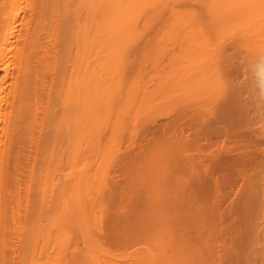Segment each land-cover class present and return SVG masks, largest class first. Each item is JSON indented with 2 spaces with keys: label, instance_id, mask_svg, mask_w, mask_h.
Masks as SVG:
<instances>
[{
  "label": "rangeland",
  "instance_id": "374dc122",
  "mask_svg": "<svg viewBox=\"0 0 264 264\" xmlns=\"http://www.w3.org/2000/svg\"><path fill=\"white\" fill-rule=\"evenodd\" d=\"M36 1L39 2V0H36ZM171 1L172 0H170V2H168V5H166L167 7L162 8V9H164L163 12H161L162 11V9H161L160 12H157L158 14L156 13L153 16L155 18V16L157 15L155 19L152 18V19H154L153 22H151V23L149 22L150 20H152L151 19L152 15H150V17L149 16L147 17V19L150 18V19H148V22L150 24L149 26H151V27L148 26L149 29H147V25H148L147 24L146 29L143 31V34L141 33L142 36H140V39L137 38L138 41L136 42V40H135V43L133 45L132 44L130 45L131 48L127 49L128 53H126L125 56L127 55L126 57H127L128 61L126 60V57H125L126 64H125V66H123L125 68L122 69L124 71V73H121L122 74L121 78H123V76H124V78L121 79L120 82H122V80L126 81V83H125L126 86L131 81L141 82L143 79L148 78L150 76L149 74L151 73V71L153 72V70L156 68H157V70H155V71L158 72V70H159V72H162L161 74L163 75V77H161V75L159 76L157 73H155V74H157L159 77L163 78V80H164V76L166 77V75L170 72L169 67L171 66V64L174 65V61H172V58L174 57L173 59L176 61V63L178 61L182 62L181 59L179 60V58L177 56H175V55L172 56V54H175V52H176V55L178 53L179 55H181L180 57L182 59L185 56L191 59V56H189V55L192 54L194 56L193 52L195 50H197V48H199V47L200 48L198 49V51H195V52L198 53L202 50L208 49L205 52L207 54V56H203V58L205 57L204 59H206L207 57L210 58L209 56L211 54H212L211 56L213 57L214 51L215 50L217 51V52L215 51V53H217V54L214 53V57L217 56L216 58H214V61H216V64H214L215 63L214 61H213L214 65L212 64V62H211L212 58H211V59H209L210 61L208 60V62H207V63L210 62L209 65L207 63H204V61H202V63L200 65L202 66L203 63H204L203 66H206V64H207L208 67H211V65H212L213 66L212 71H214L216 69L213 73L216 72L217 77H219V81H218V79L214 81L213 78L208 77L207 73H209L208 71L211 68H207V69L205 67L203 68V69H205L204 72L206 71V74H204L203 71L201 72L199 69H201V70H203V69L200 68L199 64H198L199 65L198 67L197 66L193 67L192 70H194V72L190 73L192 76L188 75L189 71L185 70V69H190L189 66H188V68H185V69H179L181 71H179V70L177 71V67L179 68L180 66H182V65L184 66L185 64L189 63L188 58L187 59L184 58L182 63L178 62L177 63L178 65L175 63V65L177 67L173 66V68L174 69L176 68V72H179V73H176L178 75L175 74V77L178 76L179 78H181V80L183 79V81H184V79L187 76V80H185L184 82L182 81L183 83L181 81H180V83H178V81L180 79L173 78V80L174 79H175V81L177 80V82L174 83L175 81H173L172 78L170 77V79L172 80V84L170 82V79L169 80L167 79L168 82L171 84V86L168 85V87H170L169 89L171 90V92H172L171 88H173V90H176V88L179 89V93H181L180 92L181 89L182 90L184 89L183 91L187 90L189 92L190 91L196 92L198 95H200L199 97H194V99H196V102L194 99H192V102H191L190 101L191 98H189L190 99L189 100L190 102H189L188 98H185V96H184V98L188 102V105H189L188 106L185 103V101H183L185 99L180 100L181 103L178 104V102L176 103L177 98L176 99L173 98L177 105H175L173 103L174 101H169L170 100L169 99L168 100V104H170L169 107H167L168 106L167 102H165V103H163L164 101L161 102L164 104L163 106L167 107V108H164L162 106V104L158 101L159 99L155 100V98L156 97L159 98L158 96L161 95V93H163V92H164L163 94H164L165 99L170 98L169 96L166 97L165 93H171V92L168 90V87H166L168 91L162 90L163 92L161 91V93H160V89H161L160 87L162 84H164V82L166 83V81H165L166 79L164 80V82L162 79H160L162 81L160 83V80H158L159 77L156 75L157 76L156 80H153V82L151 81V83H149L150 85H148V86H151L155 81L156 84L158 83L159 87H157V89H153V87L156 88V86H154L156 84H153V87L152 86H151L152 88L150 87V89H152L153 91H149L146 88V86H144V88L146 90L145 89H144V91L142 90L143 94L141 92V94H142L141 98L143 95H144L143 98H145L146 96L149 98V96H151L150 101H148L149 99L146 97L148 99V100L146 99V102H148V105H150V106H148L146 104V106H148L149 110L147 108V112H145L146 110L143 109L144 110L143 114L150 112V107L152 108V106H153V108L154 107H158V108L162 107V109H160V108L159 109H157V108L153 109L152 108L155 111V114L153 111L152 114L149 113L150 115L146 114L147 116H141L143 114L139 115L140 116L139 119H138V117L136 118L138 120V122L137 123H136V121L133 122V123H135V126H133L132 123H130V122H132L131 120L129 122L128 120L123 121V119H121V122H124L123 127H121L123 129H121L119 132L118 130L120 128H119V126H117L119 128L116 130L117 132H119L118 134H116L115 131L111 130V128H113L114 126L111 127L110 133L112 135L114 133V136H115V137H111V138L116 140V143H117V145H116V143H113L114 146H117L115 151L113 150L114 147L113 148L110 147L111 145L107 146V143L109 144V142H110V134H109V130H107V129L109 128L108 127L109 124L111 125L110 120L108 121V124L106 126H104V128L106 130L103 129L101 132L102 136H99L100 138L102 137L101 141H99V142H101L103 145L106 144V145H104L106 147V150L111 148L113 151V155L111 153L112 151L111 152L110 151L108 152V150L104 151V153L105 152H107L108 154L111 153V156L109 155L110 158H109V156L107 157V158H109L108 159L109 162H107V164H108L107 166H106V162H105L107 160V158H106V160L104 159L105 161L101 160V162H100V163H103L104 169H105V167H107L106 168L107 174H106V176L103 175V177L105 178L106 181L104 180V178H102V180H104V182L102 181L103 182L102 184L104 186L101 185V187L103 186L104 189L101 190V187H100V189H99V191L101 190L100 192L98 190L96 191V189L95 190L93 189V195L94 196L89 194V192H88L87 195L91 196L92 198L88 197L86 195L85 196L86 198L83 199L84 202L86 203V205H85V203L83 204V201L81 200V202H82L81 204L83 206L82 208L84 210H82V208H80L82 211H84L83 212L84 218H82V219L85 220V223L88 222V224H91L90 223L91 221L93 223V222H97L100 219L101 220L98 223H94L95 225L98 224V225H96L97 227H95V226L92 227L93 226L92 224L88 225L86 223L89 226V228H88V226L85 228L84 224L81 223V222L84 223V221H82V219H81V222L78 221V220H80L81 216H83L81 214L82 211L77 210V213L80 212V217H79V219L78 218L76 219L77 213L74 210V212H73V213H75L74 217L76 216L75 221L77 220L76 222H79V223L77 224L75 222H72L71 224H67V228H66V229H68L66 231H69V233L71 234L70 236H68V238L70 237V239L67 240V244H66V246L68 247V252H67L68 255H66V256H68V258L66 257V260L68 259L69 264H77V263L78 264L79 263L80 264H84V263L85 264H93L92 262L94 261V259L92 261V257H91L92 262H90L89 259H85V260L83 259L85 257V254H86V256L88 255L87 254L88 252L84 253L83 250L86 251L89 248L88 247L89 244H91L90 245L91 248H89V249H91V250L93 249V251H95L94 253H97L96 251H98V249H99V251H108V253L101 252V255L98 253L97 254L93 253V255H96V256H93V258L96 257L97 258L96 260L99 259L98 261H96V263H98V264H100V263L101 264H112V263H110V261H107V259L114 258V256L117 258L116 261H115V259H113L115 262L114 264H123L124 262H125L124 264H126V262L131 261V260L128 261L129 255L134 254L135 255L134 257L136 258L137 254L140 253L142 255L143 252H146V257L147 256L150 257L152 259L151 260L152 262H153V258H154L155 264H264V252H263V250H264V117H263L264 116V95H262L260 90H259L260 87L258 84L257 75L255 73V69L253 68V64H254L253 62L256 60V56L254 55L255 52L252 51V49L249 50L248 48H246L243 45V43H242L243 40H241L242 37L241 38L239 37V34L241 36L242 33H238L237 30L234 33H231L230 35L228 33H226L229 36L225 37V38H227L225 40L221 39V38H224L225 33L219 32V30L216 32L215 28L211 29L208 33L205 31V29L209 30L210 27L212 26V24L210 23L211 20L208 22V19H210V18L208 17V14H207L208 13V11L206 10L207 7L204 8L205 4H206L205 0H201V1L194 0L195 2H193V0L192 1L191 0H187V1L178 0V1H181L180 3L177 0H175L174 3L173 2L171 3ZM4 2L7 4L8 0H7V2L6 1H4ZM21 3H22L21 4L22 7H21V10L19 11V14H18V22H17V25H15L16 30H15V36H14L12 51L7 56V58H8L7 61H8V64L10 66L9 67L10 72L13 74V76L11 74V76L6 81V84L3 83V84H5V86L2 85L3 87H6V89L4 88L5 93H3V94H5V96H4L5 104L2 105V108H3V109H1L2 113L0 112L1 113L0 114V187L5 186L1 190L7 189L9 191V195L6 194L7 191L6 192L3 191V194L5 193L4 195H8V198L10 197V195L12 197V195L14 193H18V194L20 193L21 195H18V196H20L19 198L20 199L24 198L26 195L25 193L28 189L27 185L29 184L28 175H29V173H31L32 175L35 174L34 175L35 178L33 177V179H34L33 182H30L31 187H33L32 188L33 191H32V193H30L28 195V198H27L29 200V203H30V207L27 206L30 210V213L28 214V216L26 218V223H28L27 224L28 228L26 226V229L27 230L29 229L26 232H27V234L29 232V234H30L29 239H30V238H32L31 235L33 236L35 232L37 235V232H39L41 230L40 227L42 226V224H45L46 218H47L46 220L48 221L49 217L43 218V216H42L44 214L43 212L44 211L46 212L48 210V208L51 207V204H52V208H53V205L56 204V201L54 202V198H53L54 196L51 199V200H53V202L50 201V198H51V197L49 198L50 194L47 193L46 196L48 195L47 197L49 198V200L46 199L47 201L45 203L44 202L45 200H43L44 198H42L45 195H42L43 193H40V192H42V189H41V177H39V176H41L42 173L40 171V168H38V167L41 165L42 166H44V165L41 163V161L39 159L40 156H38L37 153H36V156H38V157L37 158L35 157V158L38 159V161H39L38 163L41 165L34 164L35 162L33 163L34 157H33V159H32V157L30 159L31 154L29 155V157H27V155L30 153L28 151L29 150L28 148L30 146L27 147V143L32 142V140L30 142H26V141L30 140L29 139L30 138L29 137L30 131H29L28 135L26 132L29 129L26 132H24V127H23L24 126L23 125L24 119H23V117H22L23 120L20 119L19 122H17V125L20 127L21 126L23 127V132L26 133L24 135L25 137L23 138V136H22L23 134H21L22 132L20 133L19 131H17V133L19 132V134L22 136V137L21 136L17 137L19 143H17V141H16L17 144H15V146L13 145L14 148L12 147V144L9 145L10 143H7L10 141L12 143V141L14 142V140H15V139L14 140L10 139L13 136L12 135L9 136V134H12V133L9 132V134H8V131L10 130L9 128H12V127H10V124L12 122L10 119L14 118L12 115L13 114L12 111H14L15 114L17 113V112H15L17 110H15L13 107V102L15 99V93H16V89H17L15 78L17 76V70L19 67V57H20L21 52L22 53L25 52L24 41H26V38H27V40L29 39L28 38L29 34H31L30 31H32V28L35 26V22H36L37 15H38V12L36 11L38 9V7L35 6L36 3L34 2V0H23V2L21 1ZM170 3L174 4L173 5L174 7L180 6L179 7L180 10H178L180 12H181V9L186 11V9H183V8L185 6L191 7L190 4L193 3L192 6L194 8L191 7V11H193L194 13L197 11L198 13H195V17H193V19L196 22H192V21H194L193 19H189V22L191 24H193V23L199 24V21H200V23L204 22L205 25L208 23V26H206V28H205L204 23L201 24L204 28L203 30L205 31V34H201V33H204V31L197 32V34L199 36L195 37L196 33H194V32L192 33V35L195 34V36L193 35L194 40L195 41L196 40H202V39L205 40V39H207V37H210L211 41H209V38H208L207 39L208 41H205V42L209 43V44L208 43L207 44L209 45L210 48L212 46L211 44H213V42H214L215 45L213 44V46H215V48H216V46H220L218 48L220 50H217V48H216L213 51L214 48H211L212 50H210V52H209L210 48H204V47L202 48V46L198 45V46H196L197 48L195 47L196 48L195 50H192V53H188V50H187V52L184 51L185 49H187L186 46L184 47V45L187 44L185 39L188 38V37H186V34H183V35L178 34L177 35L178 39H176L177 37H174V36H176L174 34L177 32H175L173 34V37H171L172 35H170V38H169V35H167L166 27H168L167 29H169L170 21H176L175 17H173L172 14H170L171 12H169ZM38 4H37V6H40ZM34 6H35L36 10H35V8L33 9ZM187 7H185V8H187ZM166 8L168 9L167 11H165ZM171 8L173 10H177V8H175V9L173 7H171ZM187 9H190V8L188 7ZM181 13H183V12H181ZM167 14H169L170 16L169 15L167 16ZM172 17L174 18V20L171 19ZM198 17H200V18H198ZM159 18H161V19H159ZM13 19H15V16L12 14V16L8 17L6 20H8L10 22V21H13ZM168 19L170 21H168ZM190 20H192V21H190ZM146 23H147V20H146ZM167 23H168V26H167ZM171 23H173V22H171ZM165 25H166V27H165ZM163 27H165L164 28L166 31L165 35L167 37L163 36L165 31H161V32H163V35L160 32V30H162ZM208 27H209V29H208ZM211 28H213V26ZM213 30L216 32V34ZM45 35H47L46 37H48V34H46V33L44 35L42 34L43 37H45ZM179 35L183 36V37H181V39L183 38L182 40H185L184 42H186V44L183 43L184 45H180V43L183 41L181 39H179ZM187 35L189 36V33ZM203 35H204L205 39L202 38ZM42 36L40 38H42ZM193 36H191V37H193ZM215 37H217V39H219V40L215 39ZM166 38H169V39L172 38V39L171 40L167 39V40H169V41H167ZM189 38H190V36H189ZM45 39L46 38H44V40H43L44 42L46 41ZM173 39H174V41L177 40V42H173ZM48 40H49L48 41V43H49L48 47H50V44L53 41V39L50 37ZM179 40H181L180 43H178ZM220 40H223V41L220 42ZM43 41L42 42L39 41V42H41L43 45L45 44V46H46L48 43L47 42L44 43ZM147 42H148V44H147ZM210 42H212V43H210ZM160 46L163 49V52L161 51L162 52L161 54H165L167 49H168L167 52L169 54L166 52V54L162 55L160 60H159L158 58L160 57V54L158 57H156V56H157V53L159 52L158 49H161ZM168 46L170 49L167 48ZM165 47H166V49H165ZM171 47L173 48V50H171L172 49ZM188 47H189V45H188ZM59 49H61V48L59 47ZM156 49H157V53H155ZM164 49H165V52H164ZM178 49H179V51L177 52ZM188 49L190 52L192 48L191 49L188 48ZM42 50H43V48L41 49V51ZM41 51H40V49H39V51H37V53L38 52L41 53L40 54L41 56H39V53L37 55L39 56L38 58L42 57L41 58L42 62H40L41 61L40 59L36 58V60H38V61L40 60L39 62L41 64V66L40 65L39 66L42 68H40L38 66L39 62L37 63L36 60H34L35 58L33 60L35 61V63H37V66L39 69V74L43 73V75H44V73H45V75H46L47 73L45 72V69H44L42 63L44 65L46 62L48 63L47 60L49 58L51 60V62H53V63H51L50 61L49 62L52 65L55 64V61H53L54 59L52 58V56L55 57L54 55H56L57 53L55 54L53 52H50L51 57H48L49 55L45 57L43 55L44 54L43 51L42 52ZM262 51H263V49L262 50L258 49L257 54H259ZM148 52H150V53H148ZM207 52H209V53H207ZM154 53L156 56H154ZM197 53H195L194 57L192 56L194 63H196L195 60H197V59L199 60V58H200L199 56L202 54L201 52L198 54ZM58 55L59 54H57L56 56L60 57V59L63 57V55H62V57L60 55L59 56ZM182 55H184V57ZM196 55H198L199 58L196 57ZM168 56L171 58H169ZM155 57L158 60L155 61L154 60ZM57 59H59V58L55 57V60H57ZM168 59H171L172 62L168 61ZM177 59H178V61H177ZM58 61H57V63H58ZM149 61H150V63H149ZM167 61L170 62V64L167 65L168 71L165 69L167 67L166 66ZM206 61H207V59H206ZM59 62L61 63V67L64 66V68H66L65 65H62V63L65 64V62H67V61L60 60ZM57 63H56V65L58 66L59 63L58 64ZM56 65L55 66L53 65V66L56 67ZM66 65L68 66V62L66 63ZM221 65L222 66L224 65L222 67L223 71L220 68ZM3 66H5V65H3ZM47 67L49 68V65H47ZM182 68H184V67H182ZM36 69H37V67H36ZM36 69H34V70L36 71ZM38 69H37V72H38ZM40 69L43 70L44 72L43 71L41 72ZM58 69H61L60 66H58ZM58 69L55 70V68H54L55 72L56 71H62V70H58ZM174 69H172V66H171L170 67V70H171L170 75H167V76H171L172 71H174ZM195 69H198V71H199L198 72L196 70V72H198V73L201 72L200 73L201 75L202 74H203V76L206 75V77L208 78L207 79L208 82H207V80L205 81L207 83L203 84L204 79H206L205 77H203L204 79L202 82H199L200 85L202 83L203 85L207 86V87L205 86V88H204V89H207V91L205 90V92L203 90L204 86L203 85H202L203 87L201 86L202 90H203V91H201L200 90L201 87H199L198 82H194L195 80L192 79L193 77L194 78L199 77V80L198 79H196V80L200 81V77H202L200 75L197 76V73H195ZM52 71H53V69L51 67V72ZM128 71H130V72H128ZM164 71H166L168 73H165ZM182 71L183 72L185 71V73H188V74L187 75H185V73L181 74ZM37 72L36 73L33 72L32 79H31L32 80L31 87L26 94L27 99H26V103H25L24 107H26V105L28 104V106H29L28 111H30V113H31V111L32 112L34 111L36 113V116L34 113H32V114H34V117H36V118L32 117L34 120L37 119V115H39V116L41 115V117H39L38 120L33 121L31 119V116H30L31 121H33V122L29 123L30 126H28L27 124H28V122H30L29 121L30 119H29V116L26 114L24 117L25 121L27 122V123H25L26 124L25 126H28L30 128V130H33L32 132H34V136H33V133H31V136H33V137L36 136L37 141H34L32 145H34L35 147L37 146L36 148H38L39 143H40V139L37 135L40 132V128H41L40 126H42V124H43V122H41V121H44V119H46V117H47L50 121V126L52 125L51 128H52V131L54 133H53V137L51 138L52 143L50 145L49 151H51L52 153L54 152L52 154L53 158L55 157L53 155L56 154V158L51 159L53 164H52V170H50V171H52L51 174L53 176V177H51L53 179V183H54V184H52V187H53V186H55V184H57V182H59V179H60L59 174H60L61 168L63 167L62 166L63 162H66L68 159V157L66 158V156H63L61 147L59 148L55 144L58 140L57 133H56V131H57L56 127L59 123V118L61 116L60 111H62V102H61L62 100L61 101L58 100L59 98H61V97L58 98V96H59L58 92H57V94H56V92L54 93L53 92L54 89L52 90V88L50 87L51 83H53V81H51V80H53V77L56 76L55 73H52L53 75H50L51 72H50V74L48 72L50 78L48 75L45 78L46 80L50 79L49 81L51 82L50 83L49 81L48 82L45 81V83L47 82L46 84L50 83L46 87V88L50 87L49 88L50 91H48V92H50L49 97L46 98L45 97L46 95H44L45 93H47L46 90H44V91H46L45 93L42 90V92H40L41 94H38V92L40 91V85H37V83L34 81V79L36 78L35 74H37ZM141 72H144L143 75L141 74ZM211 73L212 72L210 71V74ZM155 74L153 75L151 73V75L154 76V78L151 76L153 79H155ZM3 75H4L3 71H0V79L3 77ZM179 75L183 76V78ZM193 75H195V76H193ZM39 76L40 75H38V77ZM136 76H138V78L140 76H142V77L145 76V77L143 79L141 77L138 79V78H135ZM211 76L216 77V75H211ZM151 77H149V78H151ZM41 78H42V76H41ZM188 78H190L191 80H194V81H191ZM211 79H212V81H214V83L212 82L214 85L211 83ZM214 79H216V78H214ZM58 80H59V78L57 79V82H58ZM134 80H136V81H134ZM139 80H141V81H139ZM148 80L149 79H146L145 81L143 80L144 82H142V83H145ZM216 81H218V82L216 83ZM37 82L39 83L40 81L38 80ZM55 82H56V79H55ZM133 82L130 83L128 86L131 87ZM219 83L221 86L218 85L219 87L217 88L215 86V84L217 85ZM125 84L123 83L122 89H124ZM141 84L138 83V85L140 87H141ZM133 85H137V84L134 83ZM138 85L135 86V87H138L137 91H139L136 93V95L140 96L139 94H140L141 88H139ZM172 85H174V87H172ZM213 86H215L217 91ZM57 87H56V89L59 88V87L58 88ZM130 87H128V89L125 87L124 90L127 89L126 91H128ZM132 87H134V86H132ZM162 88L164 89V87H162ZM120 90H121V88H120ZM124 90H121V91L123 92ZM154 90H156V91L159 90V91H157L159 95L156 97L154 96V99H153L152 98L153 95L156 94V92ZM147 91L155 92V94L152 93L153 95L149 94V96H148L147 93H149V92H147ZM122 92H120V93H122ZM144 92H145V94H147L146 96H145ZM173 92L175 93V91H173ZM206 92H208V93H206ZM35 93H36V96H35ZM176 93H178V90L176 91ZM211 93L216 95V97L214 98V95H213V97L211 96L212 98H210L209 96H206L207 94L209 95ZM52 94L54 96H53V99H51L50 101L57 99L58 102H57V100L53 101V102H56L58 105L56 103H55V105H57L59 107H57V106L55 107L53 102L50 103V101H44V100L51 98L52 96H50V95H52ZM122 94H124V93H122ZM122 94H120V95H122ZM182 94H184V93L182 92ZM125 95H126V93L123 95L124 100H125ZM161 96L160 97L162 99H160V100H163L164 99L163 95H161ZM120 98H121V96H120ZM151 98H152V101L155 100L156 102L157 101L159 102V103L158 102L156 103V104H158V106L157 105L155 106V101L152 102ZM181 98H183V97H181ZM116 99H118V98H116ZM119 99L117 100V102L115 100L116 105L119 108H120V106H125V103L123 105L124 100H122V105H119V103L121 101ZM138 99L141 100L140 97H138ZM138 99L135 98L134 102L136 100V102L138 103V108H139V105H141V103L137 101ZM212 99H214V100L211 101ZM165 101H167V100H165ZM46 102L49 104H53V105L50 106L49 104H46ZM170 102H172L173 104ZM217 102H218V104H217ZM152 103L154 105H152ZM196 103H198V104L196 105ZM160 104H161V106H159ZM28 106H27V108H28ZM195 106H196V108H195ZM60 107H61V110H60ZM112 107H115V105H113ZM131 107H134V106H131ZM131 107H129V108H131ZM135 107H137V105H135ZM12 108L14 110H12ZM119 108H117V109L114 108V109L119 110ZM129 108H126V109H128V111H129ZM138 108H135L134 110L133 109L132 110L135 111ZM142 108L143 107H141L140 110ZM24 109L20 113H22L24 111ZM156 109L161 111V112L163 111L162 114H161V112L158 113L159 111L157 112ZM26 111H27V109L25 110V113L28 112V111L27 112ZM124 111H125V109H124ZM128 111H127V113H130V111L129 112ZM11 112H12V114H11ZM20 113H18V114H20ZM121 113H120V115H121ZM133 113H134L133 116H135L136 112H133ZM138 113H140V112L138 111ZM138 113H136V115ZM120 115L118 117H120ZM152 115L154 117H156L157 120H156V118L154 119V117ZM20 116H22V114H20ZM23 116H24V114H23ZM122 116H123V113H122ZM126 116H129V115L126 114L125 117ZM151 117H153L152 119L154 120V123L150 125L149 123L151 121H148V120H150ZM26 118H28L29 120H26ZM127 118L128 117H126V119ZM131 118H132V115H131ZM134 118L135 117H133L132 120H134ZM158 118H159V120H158ZM205 118H207V119H205ZM115 119H119V118H115ZM115 122L117 123L118 120L117 121L115 120ZM115 122H113V123L116 124ZM119 122H120V120H119ZM119 122H118V125H119ZM131 126L134 128H132ZM17 127H16V130L18 129L21 131L22 127L21 128L20 127L17 128ZM115 128H113V129H115ZM130 128H132V129H130ZM129 129L136 132L135 133L136 135L133 133H131V134H133V135H131L129 132L130 131ZM177 129L179 130V132H182L181 135L182 134L184 135V137L182 135V136H180V138L182 137L185 139V137L188 136V138L186 137L188 140L185 139V141H184L181 138V140L185 144L184 147L186 149H184V150L181 149L182 150L181 151L180 149H177V147H176L177 150H173L174 151L173 153L170 151L172 153V155H174V156L178 155L175 158H173L174 156L170 155L169 154L170 152L167 155H165V153L162 154L163 150H165V148H163V150H160V148H162L164 144L161 142L163 145H160L159 140H161V138L159 139V136H163V135H160L162 132L168 133L171 131V133H172V130H175L176 132L173 131V133H175V134L172 133L173 135L171 133H168V134H171L172 136L164 133V136L168 135V138H169V136L173 137L175 135L176 137L173 138V140H174L175 138L179 137V136H177V135H179ZM104 130H105V132H103ZM162 130H164V131H162ZM112 131H113V133H112ZM17 133H15V134H17ZM15 134H14V136H16ZM115 134L117 135V137ZM7 136H9V139L6 138ZM168 138L167 139L164 138V139H166V141H167ZM180 138H179V142H180ZM190 138H192V139H190ZM105 140H106V142H105ZM107 141H109V142H107ZM37 142H39L38 145H35V143L37 144ZM103 142H105V143H103ZM111 142H112V140H111ZM168 142H166V144ZM170 142L167 145L172 144ZM166 144H165V146H166ZM173 144L175 145L176 143L173 142ZM178 144H180V143H178ZM178 144H176V146ZM32 145H31V148H32ZM90 145H89V147L87 146L88 147L86 150L87 152H85V154H87V155H85V161L87 164H92L96 158L95 157L96 153L94 152V151H96L94 149L95 147L93 148V146H91V148H90ZM159 145H160V147L158 148L157 146H159ZM34 146L32 148L33 150L35 148ZM10 147H12V148H10ZM108 147H110V148H108ZM169 147H170V150H172L171 145ZM36 148H35V151H36ZM166 148H168V147H166ZM179 148H183V147H179ZM33 150L31 153H33L35 155V152H33ZM159 150L162 151V153L159 152ZM166 150H168V149H166ZM104 153L102 154L103 157H104V155L107 154V153H105V154ZM163 155H165V156H163ZM59 156L61 157V159ZM132 157H134V158H132ZM41 159H43V158H41ZM46 160H49V158H46L45 162H46ZM61 160H62V164H61ZM139 160H140V162H139ZM42 161L44 162V160H42ZM51 161L49 162L50 163L49 165H51V163H52ZM29 162L32 163V165L33 164L38 165V167L35 168L36 170L33 169L34 174L31 171L29 172V170H28L29 168L32 170V168H31L32 166L29 165L30 164ZM5 163H7V167L5 166L6 168H4ZM47 163L48 162L45 163V166L43 167V169L46 167ZM26 165H28L29 168ZM65 165H66V163H65ZM43 169H42V171L44 172L46 169H44V170ZM50 169H51V167H50ZM130 170H132V171H130ZM16 177H18L17 181H16ZM58 177H59V179H58ZM168 177H169V179H168ZM171 177H172V179H171ZM94 181H95V179L92 180V182H94ZM32 183H33V186H32ZM97 192H99V193L97 194ZM0 193H1V191H0ZM11 193H13V194H11ZM3 194H1V195L3 196ZM38 195L40 198L37 197ZM6 197L3 196V199H6ZM13 197H14V195H13ZM47 197H45V198H47ZM88 198H91V200L89 199L90 201H87ZM3 199L1 197V200H3ZM100 199H101V201H100ZM23 200H21V201L24 204V202H26V200H24V202H23ZM41 200H43V201H41ZM49 202L51 204H49ZM39 203L40 204L43 203L44 206H45V204L46 205L49 204V207H47L46 208L47 210H45L41 207V205H39ZM53 203H55V204H53ZM43 204H42V206H43ZM20 207L24 211L23 205ZM21 209L19 208L21 214H24V213H22ZM42 210H44V211H42ZM92 210H94V212ZM49 211L51 212V210H49ZM71 213H70V215H71ZM91 213H92V216H91ZM94 213H96V214H94ZM98 213H99V215H98ZM45 215L49 216V214H45ZM77 215L79 216V213ZM96 215H98V219L95 218V217H97ZM39 216H41V217H39ZM67 218H69V220L72 221V219H70L69 216ZM92 219H95L96 221L92 220ZM30 220L33 221L32 226H29ZM7 222H9V219L7 220ZM26 223L24 222V224H26ZM39 223H42V224L40 225ZM66 223H68V221H66ZM101 224H103V225H101ZM39 225H40V227H39ZM45 225H47V224H45ZM23 226L25 227V225H23ZM44 226L42 227V229L45 228ZM80 226H81V228H80ZM37 228H39V231ZM87 228H88V230H87ZM21 229L23 230L24 228H21ZM26 229H24L23 231H25ZM36 229H37V231H36ZM116 229H118V230H116ZM85 230H87V231L85 232ZM41 231H40V233H41ZM43 231H44V229H43ZM24 233L25 232H23V234ZM20 234H22L21 230H20ZM25 234H24V236H25ZM27 234H26V236H27ZM36 235H35V237L39 236V238H33V239H39V240L38 241L33 240V241L36 242L37 244L38 243L41 244L40 245V247H41L42 242L44 244V240H43L44 234L42 232V235L41 234L37 235V236ZM131 237L133 238L132 240L134 242H132V240L130 239ZM15 238L12 237L8 240L9 241L11 240L12 244H13V240ZM24 238L26 240H24ZM27 238L22 236L21 238H19V240L15 239L16 241L19 242V244H20V239L21 240L23 239L25 241V242L21 241L22 244H24L22 249L20 247L22 245H20V246H18L19 244L17 245L18 242L15 244L16 247L14 246V244L11 246V247L14 246L13 248L7 247V249L4 251L2 256H0V264H12V263L13 264L14 263H16V264H24V263L27 264L28 263L29 264L31 261L29 259H31V257L34 254H31L33 251H31V252L29 251V249H30L29 244H31L33 241L32 242L30 241L31 243H28ZM40 238H41V240H40ZM102 239H104V240H102ZM121 239H125L123 243H121L123 241V240L121 241ZM98 240H99V242L101 241L100 243H102V245L98 242ZM130 240L132 243L130 242ZM9 241H8V244L11 243V241L10 242ZM16 241H14V243ZM88 241L92 242V243H88ZM125 241L128 243L126 244ZM26 242H27L28 246L25 245ZM36 243H33V244L35 245ZM9 245H11V244H9ZM94 245H100L101 247H99V246L96 247ZM25 246H27L28 248ZM40 247H39V250H42L43 248L41 247L42 248L41 249ZM15 248L17 250L21 249V250H19V253H18V251L16 252ZM95 248L97 250H95ZM13 249H15V250L13 251ZM31 249H33V248H31ZM37 249H38V247L36 248V250ZM149 249L151 250V253H150V251H148ZM39 250H38V252H39ZM153 251H154V253H152ZM14 252H16V254H17L14 256V260L16 258V261L12 262L11 255ZM36 253L37 252L35 251V255L39 254V253H37V254ZM90 253H91V251H90ZM102 253L104 254L103 256L105 257L106 261H105V259L101 258ZM105 253H106V256L109 255L110 257L108 256L109 258H107L105 256ZM29 254L32 255V256H30V258H29ZM40 254L38 255L39 257H42V256L44 257L43 254L41 256H40ZM127 255H128V258H127ZM132 255L130 257H132ZM80 256L83 259V261H85V262L81 261L82 259L80 258ZM33 257L36 258L35 256H33ZM124 257H126V258H124ZM69 258H71V259H69ZM140 258H142V257L140 256ZM40 259H42V258H40ZM40 259H38V262ZM28 260H29V262H28ZM50 260H52V259H50ZM86 260H88V263ZM99 261H100V263H99ZM141 261H142V259L141 260L135 259L134 262L132 261L133 262L132 264H141ZM111 262H113V261H111ZM40 264H42V263H40ZM67 264H68V262H67Z\"/></svg>",
  "mask_w": 264,
  "mask_h": 264
},
{
  "label": "bare ground",
  "instance_id": "6f19581e",
  "mask_svg": "<svg viewBox=\"0 0 264 264\" xmlns=\"http://www.w3.org/2000/svg\"><path fill=\"white\" fill-rule=\"evenodd\" d=\"M4 1H6L7 2V0H0V71H3V73H4V75H3V77L0 79V112L2 111L1 109H3L2 108V105L3 104H5V99H4V96H5V94H3V93H5V90H4V88L6 89V87H3L2 85H4L5 86V84H6V81H7V79L11 76V72H10V66H9V64H8V61H7V56H8V54L12 51V47H13V41H14V36H15V25H17V22H18V14H19V11L21 10V1L23 2V0H8V3L6 4ZM178 1V0H177ZM182 1H184V0H182ZM185 1H187V0H185ZM192 1V0H191ZM196 1H198V0H196ZM199 1H201V0H199ZM3 2V3H2ZM34 2L36 3L37 1L36 0H34ZM40 2V3H39ZM39 2H37L36 3V7H38V9L36 10V8H35V6L33 7V9L35 8V10L38 12V15H37V19H36V22H35V26L32 28V31H30L31 32V34H29V39L27 40V38H26V41H24V49H25V52L24 53H22L21 52V54H20V57H19V67H18V70H17V76H16V78H15V80H16V86H17V89H16V93H15V99H14V102H13V107H14V109L15 110H17V111H15V112H17L16 114L14 113V111H12L13 112V114H12V112H11V114L13 115V119H10L11 121V124H10V127H12V128H9L10 130L8 131V134H9V132H11L12 134H9V136L10 135H12L13 137L12 138H10L11 140H14V142L12 141V143H11V141L10 142H7V143H10L9 145H11L12 144V147H13V145L15 146V144H17V143H19L18 142V139H17V137H19V136H21L20 134H19V132L21 133V134H23L22 136H23V138L25 137L24 135L27 133V135H28V133H29V131H30V134H29V141H26V142H30L31 140H32V142H30V143H27V147L28 146H30L28 149V151L30 152L28 155H27V157H29V155H30V159H31V157H32V159H33V157H34V159H33V163L34 164H38V165H41V164H39L38 162V159H36L38 156H40L39 157V159H40V161H41V163L45 166V163L46 162H48L47 164H46V167L44 168V169H46L44 172L42 171V169H43V167L44 166H39L38 167V165H32V163H28L30 166H32L31 168H32V170L29 168V166L28 165H26V166H28V170H29V172L31 171L32 173L34 172V170H36L35 168H40V171H41V176H39V177H41V189H42V192H40V193H43L42 195H45V196H43L42 198H44L43 200H45L44 202L46 203V199H48L49 200V198H50V201H52L53 202V200H51L52 199V197L54 198V202L56 201V204L55 203H53V204H55V205H53V208H52V204L49 202V204H51V207H49V204L48 205H46L45 204V206H44V204H43V206H42V204H40L39 203V205H41V207L43 208V209H45V210H47L46 208L47 207H49L48 208V210L45 212L44 210H42V211H44L43 213V218H46V217H49V219H48V221L45 219V224H47V225H45V224H42V223H39L40 225L42 224V226L40 227V225H39V227H40V229L42 230H40L41 231V233H40V231H39V228H37L38 229V231L39 232H37V235H42V232H43V234H44V237H43V240H44V244H43V242H42V248L40 247V245L41 244H37L36 242H34L33 240H39V239H33V238H39V236H37L36 235V232L34 233V235L32 236L31 235V237L32 238H30L29 239V237H30V234H29V232H28V234H27V232L26 231H28L27 229H26V226H27V228H28V223H26V218H27V216H28V214L30 213V210H29V208L28 207H30V203H29V200L27 199L28 198V195L30 194V193H32V188L33 187H31V183L30 182H33V177L35 178V174L34 175H32L31 173H29V175H28V177H29V184L27 185L28 186V189H27V191H26V195H25V199L24 198H19L20 196H18V195H21L20 193L18 194V193H11V194H13L14 195V197H13V195H12V197H11V195H10V197L8 198V195H9V191L7 190V189H5V190H1L2 188H4V187H0V191H1V193H0V256H2V254L4 253V251L7 249V247L9 248V247H11L13 244H14V246H15V244L18 242V241H16V240H19V238H21L22 236L23 237H28L27 238V242L28 243H31L32 241V243L31 244H29V246H30V249L31 248H33V249H29V251L31 252V251H33L31 254H34L33 256H35L36 258H34L32 255H30L29 254V258H30V256H32L31 257V259H29V260H31L30 261V263L31 264H40V263H42V264H67V262H68V264H69V261H68V259L66 260V257L68 258V256H66V255H68V247L66 246V244H67V240L68 239H70V237L68 238V236H70L71 234L69 233V231H66V230H68V229H66L67 228V224H71L72 222H75V223H79V222H81V219L82 218H84V214H83V212L84 211H82V210H84L82 207V202H81V200L83 201V204L85 203L84 202V198H86L85 196L88 194V192H89V194H91V195H93V189L95 190L96 189V191L98 190L99 191V189H100V187H101V185H103L102 183L104 182V180H105V178L103 177V175H105L106 176V174H107V170H106V168L107 167H105V169H104V165H103V163H100L101 162V160H103V161H105L106 160V158L110 155L111 156V153H112V155H113V151H112V149L111 148H113L114 147V151H115V149L117 148V146H114V144L113 143H116V140H114L113 138H111V137H115L114 136V133H113V131H115V133L116 134H118L119 132H120V130L121 129H123V128H121V127H123V123L124 122H121V119H123V121H126V120H128L129 122H130V120L132 121V122H130V123H132V125L133 126H135V123H133V122H135L136 121V123L138 122V120L136 119L137 117H138V119H139V115H141V114H143V112H144V110H146L145 112H147V108H148V106H150V105H148V102H146V99L148 98L146 95L148 94V96H149V94H152V93H154L155 94V92H156V94L155 95H153V99H154V96L156 97V96H158L159 94H158V92L157 91H159V90H154L155 92H149V91H153L152 89H150V87L152 86L153 87V84H156L155 83V81H154V83L151 85V86H148V85H150L149 83H151V81L153 82V80H156V78H157V76L159 75H161V77H163V75L161 74L162 72H159V70H158V72H156L155 70H157V68L156 69H154L153 70V72L151 71V73L154 75L155 73H157V74H155V79H153L154 78V76H152L151 75V73L149 74L150 76L149 77H151V78H146V79H149L148 81H146L145 83H142V82H144L146 79H143L144 77H142V76H140L143 80L141 81V80H139V81H141V82H133V81H131V82H129V84L130 83H132L133 82V84L135 83V84H137L138 85V83H142L141 84V87L139 86V88H141V90H140V96H137L136 95V93L137 92H139V91H137V89H138V87H135V86H137V85H133L132 84V86H134V87H130V86H128V87H130L129 88V90L128 91H126L127 89H128V87L126 86V81H124V80H122V82H120V80L121 79H123L124 78V76H123V78H121L122 77V74L121 73H124V71L122 70V69H124L125 67H123V66H125V64H126V61H125V57L127 56H125V54L126 53H128V48L130 49L131 48V44L133 45L134 43H135V40H136V42L138 41L137 40V38L138 39H140V36H142V34H143V31L146 29V25H147V29H149V27H151V26H149L150 24H149V22L151 23V22H153V20L156 18V16H155V18L153 17L157 12H160L161 11V9L162 8H164V7H167L166 5H168V2H170V0H39ZM174 3L175 2V0H172L171 1V3ZM179 3L181 2V1H178ZM193 2H195L194 0H193ZM5 3V4H4ZM34 3V4H35ZM39 3V4H38ZM170 3V10H169V12H171L170 14H172V16L173 17H175V20L176 21H170L169 19H168V21H170V23L171 22H173V23H169V29H167L168 27H166V25H165V27H166V31H167V35H169V38H170V35H172L171 37H173V34L175 33V32H177V33H175L174 35H176V36H174V37H177V35L178 34H186V37H188L187 39H185L186 40V42H187V44H186V42H184L185 40H182L181 39V37H183L182 35H179V39H181L183 42H181L180 43V41L181 40H179V42L178 43H180V45H184L183 43H185L186 45H184V47L186 46V48L187 49H185L184 51L185 52H187V50H188V53H192V50H195L197 47L196 46H198V45H200V46H202V48L204 47V48H210L209 47V43L208 42H205V41H208L207 39L209 38V41H211V39H210V37H207V39H205L204 38V35L202 36V38H204L205 40H194V36H195V34H193L192 35V33L194 32V33H196V36L195 37H197V36H199L198 34H197V32H202V31H204L203 29V26L201 25V24H203V23H200V21H199V24H197V23H193V24H191L190 22H189V19H193V17H195V13H198L197 11L194 13L193 11H191V7H193L192 6V4H190L191 5V7L190 6H188L190 9H187L188 7L187 6H185V7H187V8H183V9H186V11L185 10H182L181 9V12H183V13H181L180 11H178V10H180V6L179 7H174L173 5L174 4H171ZM191 3V2H190ZM201 3V2H200ZM205 7L204 8H206V10L208 11V17L210 18V19H208V22L210 21V23L212 24V26H213V28H211L210 27V29H209V27H208V29L209 30H206L205 29V31L208 33L211 29H214L215 28V30H216V32L219 30V32H222V33H225L224 34V38H221V39H223V40H225V39H227V38H225V37H227V36H229L231 33H234L236 30H237V32L238 33H242V35L240 36V34H239V37L241 38V40H243V45L246 47V48H248L249 50L250 49H252V51H254L255 53H254V55L256 56V60L253 62L254 64H253V68L255 69V73H256V75H257V80H258V84H259V90H260V92H261V94L262 95H264V0H205ZM37 4L38 5H40V6H37ZM186 4V3H185ZM172 5V6H171ZM179 5V4H178ZM171 7H173L174 9L175 8H177V10H173ZM194 8V7H193ZM202 9V8H201ZM34 10V11H35ZM168 9L166 8L165 9V11H167ZM195 10V9H194ZM164 11V9H162V11L161 12H163ZM185 11V12H184ZM189 11V12H188ZM201 11V10H200ZM168 12V13H169ZM188 12V13H187ZM206 12V11H205ZM12 14L15 16V19H13V21H8V20H6L8 17H11L12 16ZM158 14V13H157ZM160 14V13H159ZM150 15H152L151 16V19L152 18H154V19H152V20H150L149 22H148V19H150V18H148L147 19V17L149 16L150 17ZM166 15V14H165ZM169 14H167V16H168ZM170 16V15H169ZM198 16V15H197ZM17 17V18H16ZM171 18V19H173L174 20V18ZM197 18V17H196ZM195 18V19H196ZM198 18H200V17H198ZM203 18V17H202ZM159 19H161V18H159ZM32 20V19H31ZM146 20H147V23H146ZM194 20V19H193ZM160 21V20H159ZM165 21V20H164ZM190 21H192V20H190ZM31 22V21H30ZM157 22V21H156ZM192 22H196L195 20L194 21H192ZM209 23V24H210ZM153 24V23H152ZM151 24V25H152ZM161 25V24H160ZM163 25V24H162ZM204 25H205V23H204ZM149 26V27H148ZM153 26V25H152ZM167 26H168V23H167ZM206 26H208V23L205 25V28H206ZM165 27H163L162 28V30H160V32L161 31H165ZM31 30V29H30ZM166 31H165V33H164V35H163V32H161V34L163 35V36H166L165 34H166ZM205 31H204V33H201V34H205ZM214 31V30H213ZM46 34H48V37H46L47 35H45V37H43L42 36V34L44 35L45 33ZM179 32V33H178ZM191 32V33H190ZM215 32V31H214ZM216 32H215V34H216ZM142 33V34H141ZM189 33V36H190V38H189V36L187 35ZM206 33V34H207ZM221 33V34H222ZM226 33H228L229 35H227ZM141 34V35H140ZM191 34V35H190ZM42 36V38H40ZM191 36H193V37H191ZM201 36V35H200ZM207 36V35H206ZM205 36V37H206ZM223 36V35H222ZM221 36V37H222ZM235 36V35H234ZM52 38L53 39V41L51 42V44H50V47H48V45H49V43H48V39L49 38ZM167 37V36H166ZM185 37V36H184ZM40 38V39H39ZM44 38H46L45 40V42H47L48 44L45 46V44L43 45L41 42L44 40ZM169 38H166V40L167 39H169ZM201 38V37H200ZM148 39V38H147ZM172 39V38H171ZM171 39H169V40H171ZM176 39H178V37L176 38ZM197 39V38H196ZM199 39V38H198ZM215 39H217V37H215ZM51 40V39H50ZM169 40H167V41H169ZM217 40H219V39H217ZM223 40H220V42L221 41H223ZM39 41H41V42H39ZM214 41V40H213ZM212 41V42H213ZM44 42V41H43ZM44 42V43H45ZM173 42H177V40H175L174 41V39H173ZM212 42H210V43H212ZM219 42V41H218ZM208 43V44H207ZM147 44H148V42H147ZM213 44H214V42H213ZM213 44H211L212 46H213ZM231 44V43H230ZM140 45V44H139ZM156 45V44H155ZM188 45H189V47H188ZM210 45V46H211ZM215 45V44H214ZM44 46V47H43ZM167 46V45H166ZM211 46V48H214L213 49V51L217 48V50H220V49H218L220 46H216V48H215V46H213L212 47ZM59 47L61 48V49H59ZM161 47V46H160ZM159 47V48H160ZM196 47V48H195ZM40 49V51H41V49L43 48V55L46 57V56H48V57H51L50 55V52H53V53H57V54H59L61 57H62V55H63V59L61 58L60 59V57H57L56 55H54L56 58H59V59H57V60H55V57H53L52 56V58L54 59L53 61H55V64H53L54 66L56 65V63H57V61L59 60H64V61H67L68 62V66L66 65V63L67 62H65V64H63L62 63V65H65L66 66V68H64V66H62L61 67V63L58 61V63L60 64H58V66H60V68L61 69H58V66L56 65V67H54L51 63H53V62H51V60L48 58V63L46 64L44 61V63H45V65L42 63V65H43V67H44V69H45V72L47 73L46 75H45V73H44V75H43V73L42 74H39V69H38V66L40 65L41 66V64H40V62H42V57L41 58H38L39 56H41L40 54V52H38L39 53V56L37 55L38 53H37V51H39V49ZM167 48H169V46L167 47ZM172 48V47H171ZM188 48H192L191 49V51L189 52V49ZM194 48V49H193ZM200 48V47H199ZM199 48H197V50H195V51H198V49ZM209 49V52H210V50H212V49ZM38 49V50H37ZM158 49V48H157ZM157 49H156V52L155 53H157ZM165 49H166V47H165ZM165 49H164V52H165ZM170 49V48H169ZM258 49H263V51L262 52H260L259 54H257L258 53ZM127 50V51H126ZM168 50V49H167ZM167 50H166V52H167ZM171 50H173V48L171 49ZM208 50V49H207ZM206 49L205 50H202V51H200L202 54L198 57V55H196V57H198L199 58V60L197 59V60H195L196 61V63H194V61H193V57L195 56V53H197V52H193V54H194V56L191 54V55H189V56H191V59L190 58H188V57H184V55H182L185 59H187L188 58V62L189 63H187V64H185L184 66L182 65V66H180L179 68L175 65V63H176V61L172 58V61H174V65H172L171 64V66H172V69H174L173 68V66L174 67H177V71L179 70V69H185V68H188V66H189V68L191 69H185V70H187V71H189L188 73H185V71L183 72H181V74H184L185 73V75H190V76H192L190 73H193L194 72V70H192L193 69V67H198L201 63H202V61H204V63H207L208 62V60L209 59H211L212 61V64L214 63V64H216V61H214V58H216V57H214V53H215V51H214V53H213V57L210 55L209 57L210 58H206L207 59V61H206V59H204L203 58V56H207V54L205 53L206 51H207ZM41 51V52H42ZM146 51V50H145ZM158 53H157V56L155 55V53H154V56H156V57H158L159 56V54H160V57L158 58L159 60H160V58H161V56L162 55H165L166 54V52H165V54H161L162 52H163V49H162V47H161V49H158ZM162 51V52H161ZM179 51V49L177 50V52ZM60 52V53H59ZM200 52H198V53H200ZM209 52H207V53H209ZM212 52V51H211ZM217 52V51H216ZM136 53V52H135ZM148 53H150V52H148ZM168 53V52H167ZM171 53V52H170ZM174 53V52H173ZM197 53V54H198ZM169 54V53H168ZM215 54H217V53H215ZM222 54V53H221ZM257 54V55H256ZM42 55V56H43ZM53 55V54H52ZM58 55V56H59ZM173 55H175V56H177L178 58H179V60L181 59L182 60V62H183V59L180 57L181 55H179L178 53H177V55H176V52H175V54H172V56ZM179 55V56H178ZM220 55V54H219ZM43 56V57H44ZM188 56V55H187ZM193 56V57H192ZM130 57V56H129ZM155 57V58H156ZM169 57V56H168ZM176 57V58H177ZM204 59H202V58ZM254 57V56H253ZM35 58V59H34ZM36 58L37 59H40L39 61L38 60H36ZM46 58V59H47ZM154 58V60L156 61V60H158L157 58L155 59ZM169 58H171V57H169ZM224 58V57H223ZM36 60V62L38 63V66H37V63H35V61L34 60ZM44 59V58H43ZM165 59V58H164ZM252 59V58H251ZM126 60L128 61V59H127V57H126ZM216 60V59H215ZM219 60V59H218ZM46 61V60H45ZM51 63H50V62ZM168 61H170V62H172L171 61V59H168ZM167 61V63H166V66L167 65H169L170 64V62H168ZM177 61H178V59H177ZM185 61V60H184ZM187 61V60H186ZM199 61V62H198ZM206 61V62H205ZM210 61V60H209ZM214 61V62H213ZM158 62V61H157ZM178 62H180V63H182L181 61H178ZM177 62V63H178ZM50 63V64H49ZM149 63H150V61H149ZM160 63V62H159ZM176 63V64H177ZM186 63V62H185ZM203 63V64H204ZM132 64V63H131ZM199 64V65H198ZM203 64H202V66L200 65V68H211V69H209V73H207L208 74V77H211V78H213V80L215 81V80H217L218 79V81H219V77H217V74H216V72L215 73H213L214 71H212V65H211V67H208V65L210 64V62L209 63H207L206 64V66H203ZM213 64V65H214ZM220 64V63H219ZM3 65H5V66H3ZM47 65H49V68L47 67ZM178 65V64H177ZM194 65V66H193ZM39 66V67H40ZM52 67V69H53V71L51 72V67ZM156 66V65H155ZM170 66V67H171ZM186 66V67H185ZM219 66V65H218ZM224 66V65H223ZM222 65H221V70H222V67H223ZM36 67H37V69H38V72H37V69H36ZM46 67V68H45ZM55 68V70H62V71H56L55 72V70H54V68ZM148 67V66H147ZM153 67V66H152ZM165 67V66H164ZM170 67H169V71L171 72V70H170ZM182 67H184V68H182ZM40 68H42V67H40ZM143 68V67H142ZM154 68V67H153ZM167 68H168V66L165 68L166 70H167ZM225 68V67H224ZM223 68V69H224ZM34 69H36V71L34 70ZM68 71H67V70ZM135 70V69H134ZM163 70V69H162ZM196 70L198 71V69H195V73H197V76H202V77H200V81H197L196 79H198L199 80V77H197V78H192V79H194V80H191L190 78H188V79H190L191 81H194V82H198V84H199V87H201L204 83H207L208 82V78L206 77V75L205 76H203V74L201 75L200 73L203 71L204 72V70L205 69H203V70H201V69H199L201 72L200 73H198V72H196ZM220 70V69H219ZM40 71L42 72L43 70H41L40 69ZM142 71V70H141ZM168 71V70H167ZM179 71H181V70H179ZM210 71L212 72L211 74H210ZM223 71V70H222ZM33 72H37V74L38 75H40L39 77H38V75L37 74H35V79H34V81L37 83V85H40V91L38 92V94H41L40 92H42V90L44 91V90H46L47 91V93H45L46 91H44V95H46L45 97L47 98V97H49V93L50 92H48V91H50L49 90V88L51 87L52 88V90L54 89V93L56 92V94H57V92H58V98L59 97H61V98H59L58 100H62L61 102H62V111H60L61 110V107H60V112H61V116H60V118H59V123H58V125H57V127H56V129H57V131H56V133H57V137H58V140H57V142L55 143L59 148L61 147V150H62V154H63V156H66V158L68 157V159H67V161L66 162H63V164H62V160H61V164H62V168H61V170H60V174H59V177H60V179H59V177H58V179H59V182H57V184H55V186H53L52 187V184H54L53 183V179L51 178V177H53L52 176V171H50V170H52V164H53V162L51 161V159H55L56 158V154L55 155H53V156H55L54 158L52 157V154L54 153H52L51 151H49V149H50V145H51V143H52V140H51V138L53 137V131H52V128H51V126H50V121H49V119L46 117V119H44V121H41V122H43V124H42V126H40L41 128H40V132H39V134L37 135L38 137H39V139H40V143L39 142H37V144L35 143V145H38V143H39V147L38 148H36L34 145H32L33 144V142L34 141H37L36 140V136L35 137H33L34 136V132H32L33 130H30V128L28 127V126H30L29 125V123H31V122H33V121H36V120H38L39 119V117H41V115L39 116V115H37V119H33L32 117H34V114H35V116H36V113L33 111H31V113H30V111H28L29 110V106H28V104L26 105V107H24L25 106V103H26V99H27V92H28V90L30 89V87H31V82H32V75H33ZM44 72V71H43ZM48 72H49V74H50V72H51V74L50 75H53L52 73H55L56 74V76H52L53 77V80H51V81H53V83L55 82V79H56V82L53 84V83H51L49 80H46L45 78H46V76L48 75L49 76V74H48ZM128 72H130V71H128ZM165 73H168V72H166V71H164ZM170 72L167 74V75H170ZM221 72V71H220ZM143 73L144 72H141V74L143 75ZM160 73V74H159ZM176 73H179V72H176V68L174 69V71H172V74H171V76H167L166 75V77L164 76V80L166 81V83L164 82V80H163V78H161V77H159L158 78V80H160V79H162L163 80V82H164V84H162L161 85V89H160V93H161V91L162 90H164V91H166L167 90V88L166 87H168V85L169 86H171V84H172V80H173V78H178V79H180L179 81H178V83H180V81L182 82L183 81V79L181 80V78H179L178 76H176L175 77V74ZM226 73V72H225ZM54 74V75H55ZM204 74H206V71L204 72ZM125 75V74H124ZM157 75V76H156ZM165 75V74H164ZM176 75H178V74H176ZM196 75V74H195ZM195 75H193V76H195ZM211 75H216V77H213V76H211ZM12 76H13V74H12ZM41 76H42V78H41ZM58 76V77H57ZM139 76V75H138ZM138 76H136L135 78H138ZM179 76H181V75H179ZM56 77V78H55ZM130 77V76H129ZM139 77V78H140ZM168 77V78H167ZM170 77L172 78V80L170 79ZM182 78H183V76H181ZM203 77H205L206 79H204ZM223 77V76H222ZM38 78V79H37ZM40 78V79H39ZM49 78H50V76H49ZM55 78V79H54ZM59 78V80H58V82H57V79ZM127 78V77H126ZM138 78V79H139ZM185 78V77H184ZM202 78V79H201ZM214 78H216V79H214ZM44 79V80H43ZM129 79V78H128ZM170 79V82H171V84L168 82V80ZM203 79H204V81H203ZM39 80L40 82L38 83L37 81ZM185 80H187V76H186V78L184 79V81ZM189 80V81H190ZM207 80V82H205ZM233 80V79H232ZM256 80V79H255ZM45 81H49L50 83H51V85H50V87H48V88H46L47 87V85H49V84H46L45 83ZM124 81V82H123ZM134 81H136V80H134ZM173 81H175V79L173 80ZM183 81V82H184ZM203 81V84L201 83V85H200V83L199 82H202ZM214 81H212V79H211V83L213 82L214 83ZM218 81H216V83L218 82ZM221 81V80H220ZM148 82V83H147ZM158 82V81H157ZM162 81L160 80V83H161ZM177 82V80L174 82V83H176ZM182 82V83H183ZM3 83H5V84H3ZM41 83V84H40ZM58 83V84H57ZM122 83V84H121ZM123 83L125 84V86H124V89H125V87L127 88L126 90H124V89H122V85H123ZM159 83V84H160ZM212 83V84H213ZM221 83V82H220ZM220 83L219 84H215V86L218 88L219 86H221L220 85ZM54 86H53V85ZM146 84V85H145ZM143 85V86H142ZM214 85V84H213ZM219 85V86H218ZM59 88H58V87ZM144 86H146V88L149 90V91H147V92H149V93H147V94H145V92H144V94H145V96L147 97H145V98H143V96H142V98H141V95L143 94V91H144ZM154 86H156V88H154L153 87V89H157V87H159V85H158V83L156 84V85H154ZM204 86V87H203ZM202 87H203V90H204V92H205V90L207 91V89H204L205 88V86L206 85H203ZM215 86H213L214 88H215ZM234 86V85H233ZM55 87V88H54ZM56 87L58 88V89H56ZM151 87V88H152ZM162 87H164V89L162 88ZM172 87H174V85H172ZM202 87L200 88V90L201 91H203L202 90ZM207 87V86H206ZM120 88H121V90H124L123 92L120 90ZM170 87H168V90L171 92V90L169 89ZM176 88V87H175ZM174 88V89H175ZM172 89V92L171 93H165V96L166 97H170V98H167V99H165L164 98V92L163 93H161V95H163V98L165 99V100H167V101H165L164 99L163 100H160V99H162L161 97V95H159L158 97L159 98H155V100H158L160 103L161 102H163V103H165V102H167V104H168V100L169 101H174V99H176L177 98V101H176V103L178 102V104L179 103H181V101L180 100H183V99H185V98H188V101L190 100L189 98H191V102H192V99H194V97H199L200 95H198L196 92H193V91H187V90H185V91H183L182 89V91L180 90V92L181 93H179V89H177L176 88V90H173V88H171ZM216 89V88H215ZM214 89V90H215ZM58 90V91H57ZM143 90V91H142ZM146 90V89H145ZM167 90V91H168ZM178 90V93H176V91ZM173 91H175V93L173 92ZM187 91V92H186ZM216 91H217V89H216ZM36 92V91H35ZM52 92V91H51ZM120 92H122V93H126V95H125V100L123 99L124 98V94H122V93H120ZM141 92H142V94H141ZM182 92L184 93V94H182ZM53 93V94H54ZM203 93V92H202ZM206 93H208V92H206ZM214 93V92H213ZM213 93H211V94H205L206 96H209L210 98H212L213 97ZM50 95V96H52L51 98H49V99H47V100H44V101H50L51 99H53V96L54 95ZM120 94H122V95H120ZM260 94V95H261ZM48 95V96H47ZM183 95V96H182ZM35 96H36V93H35ZM120 96H121V98H120ZM161 96V97H160ZM184 96H185V98H184ZM212 96V97H211ZM223 96V95H222ZM44 97V96H43ZM44 97V98H45ZM138 97H140V99L141 100H139L138 99ZM150 97L151 96H149V100L148 101H150ZM181 97H183V98H181ZM193 97V98H192ZM216 97V95H214V98ZM224 97V96H223ZM45 98V99H46ZM116 98H120L119 100H121L120 101V103H119V105H122V100H124L123 101V105H124V103H125V106H120V108L116 105V102H117V100L118 99H116ZM135 98H137L138 100V102H140L141 103V105H139V108H138V103L136 102V100H135V102H134V99ZM152 98H151V101H152ZM174 98V99H173ZM222 99V98H221ZM57 100V99H56ZM56 100H52V101H50V103L51 102H53V101H56ZM58 100H57V102H58ZM115 100H116V102H115ZM154 100V101H155ZM180 102H179V101ZM195 100V102H196V99H194ZM193 100V101H194ZM214 99H212L211 101H213ZM126 101V102H125ZM154 101H152V102H154ZM157 101V102H158ZM183 101H185V103L188 105V102H187V100L185 99V100H183ZM189 101V102H190ZM115 102V103H114ZM119 102V101H118ZM134 102V103H133ZM156 101H155V106L157 105L158 106V104H156L157 103ZM158 102V103H159ZM45 103V102H44ZM54 103V106L56 107L58 104L56 103V102H53ZM55 103L57 104V105H55ZM139 103V104H140ZM163 103H161L162 104V106L164 105ZM170 103H172V102H170ZM175 105H177L176 103H175V101L173 102ZM172 103V104H173ZM184 103V102H183ZM46 104H49V103H47L46 102ZM134 104V105H133ZM146 104L148 105V106H146ZM161 104L159 105V106H161ZM166 104V105H167ZM171 104V105H172ZM198 103H196V105H197ZM217 104H218V102H217ZM262 104V103H261ZM50 106L51 105H53V104H49ZM60 105V104H59ZM113 105H115V107H112ZM135 105H137V107H135ZM152 105H154L153 103H152ZM185 105V104H184ZM263 105V104H262ZM27 106H28V108H27ZM131 106H134L135 108H138V109H136L135 111H133L135 108L134 107H131ZM143 107L141 110H140V108L141 107ZM170 106V104H168V106L167 107H169ZM189 106V105H188ZM4 107V106H3ZM57 107H59V106H57ZM129 107H131V108H129ZM164 108H167V107H165V106H163ZM185 107V106H184ZM25 108V109H24ZM114 108H119V110H116V109H114ZM126 108H129V111H130V113H127V111H128V109H126ZM152 108H153V106H152ZM151 107H150V112H148V113H144L143 115H141V116H147L149 113H151L152 114V112L154 111L153 109H155V108H157V109H159L158 107H154L153 109H152ZM163 108V109H164ZM195 108H196V106H195ZM13 108H12V110H14ZM24 109V111L22 112V113H20L22 110ZM27 109V113H25V110ZM124 109H125V111H124ZM133 109V110H132ZM144 109V110H143ZM156 109V111L158 112L159 110H157ZM160 109H162V107L160 108ZM143 110V111H142ZM148 110H149V108H148ZM172 110V109H171ZM182 110V109H181ZM196 110V109H195ZM58 111V112H59ZM124 111V112H123ZM128 111V112H129ZM132 111V112H131ZM138 111L140 112V113H138ZM123 113V116H122V113ZM133 112H136V113H138L137 115H136V113H135V116H133L134 115V113ZM142 112V113H141ZM161 111H159L158 113H160ZM163 112V111H162ZM162 112H161V114H162ZM165 112V111H164ZM2 113V112H1ZM0 113V114H1ZM18 113H20V114H22V116H20V114H18ZM30 115H29V114ZM32 113H34V114H32ZM120 113H121V115H120ZM128 114L129 116H126V117H128L127 119H126V117H125V115L126 114ZM132 113V114H131ZM193 113V112H192ZM23 114H24V116H23ZM28 115L29 116V119H30V116H31V119L33 120V121H31V119L29 120L28 118H26V120H29L30 122H28V126H25L26 124L25 123H27L26 121H25V115ZM147 114V115H146ZM154 114H155V111H154ZM167 114V113H166ZM198 114V113H197ZM15 115V116H14ZM33 115V116H32ZM120 115V117H118ZM131 115H132V118L133 117H135L134 118V120H132V118H131ZM150 115V114H149ZM27 116V117H28ZM153 116V115H152ZM184 116V115H183ZM193 116V115H192ZM22 117H23V119H24V121H23V127H24V132H26L28 129V131L26 132V133H24L23 132V127L21 128L20 126H18L17 125V122H19V120L21 119V120H23L22 119ZM154 117V116H153ZM153 117H151V119L153 118ZM158 117V116H157ZM264 117V116H263ZM34 118H36V117H34ZM114 118V119H113ZM115 118H119V119H115ZM131 118V119H130ZM156 117H154V119H155ZM164 118V117H163ZM41 119V118H40ZM114 121H113V120ZM148 120V121H151L149 124L151 125V124H153L154 123V120L152 121V120ZM205 119H207V118H205ZM110 120V122H111V125L109 124V128L107 129V130H109V134H110V142L109 141H107V142H109V144L107 143V146H109V145H111L110 147H108V148H110V149H107L108 150V152L110 151H112L111 153H107V152H105V153H107L106 155H104V157H103V153H104V151L106 150V147L104 146V145H106V144H102L101 142H99V141H101V138L99 137V136H102V130L103 129H105L104 128V126H106L107 124H108V121ZM115 120L117 121L118 120V122H119V120H120V122H119V125H118V122L116 123L115 122ZM156 120H157V118H156ZM155 120V121H156ZM158 120H159V118H158ZM167 121V120H166ZM201 121V120H200ZM210 121V120H209ZM113 122H115L116 124H114ZM179 122V121H178ZM113 123V124H112ZM13 124V125H12ZM41 124V123H40ZM121 124V125H120ZM195 124V123H194ZM12 125V126H11ZM155 125V124H154ZM18 126V127H17ZM114 126V127H113ZM117 126H119V128L117 127ZM139 126V125H138ZM147 126V125H146ZM177 126V125H176ZM194 126V125H193ZM16 127L17 128H21V131L20 130H16ZM26 127V128H25ZM111 127H113V128H115V129H113V128H111ZM132 127V126H131ZM179 127V126H178ZM181 127V126H180ZM32 128V127H31ZM110 128H111V130H113L112 131V133H113V135L110 133ZM132 128H134V127H132ZM132 128H130V129H132ZM170 128V127H169ZM55 129V128H54ZM117 129H119L118 131L119 132H117L116 130ZM129 129V130H130ZM152 129V128H151ZM161 129V128H160ZM163 129V128H162ZM165 129V128H164ZM106 130V129H105ZM105 130L103 131V132H105ZM136 130V129H135ZM170 130V129H169ZM178 130V129H177ZM16 131V132H15ZM17 131H19L18 133H17ZM132 131V132H131ZM162 131H164V130H162ZM166 131V130H165ZM173 131H175V130H172V133H173ZM17 133V134H15V133ZM130 132V134L131 133H133V134H135L136 132H134L133 130H130L129 131ZM148 132V131H147ZM167 132V131H166ZM176 132V131H175ZM31 133H33V136H31ZM101 133V134H100ZM152 133V132H151ZM165 133V132H164ZM164 133L162 132L160 135H163V136H159V139L161 138V140H159V143H160V145H163V147L162 148H160V150H163V148H165V150H163V153H162V151H160L159 150V152H161L162 154H164L165 153V155H167L170 151L173 153L174 151L173 150H177V149H186L184 146H185V144H184V142L182 141V140H184L185 141V139L186 140H188L187 138H188V136H186L185 137V139L184 138H182V140H181V138H180V136H182L181 135V133L182 132H179V130H178V134L179 135H177V136H179V137H177V138H175L174 140H173V138L174 137H176L175 135L173 136V137H171L173 134H175V133H171V131L170 132H168V133H171V134H168V133H165V134H168V135H171V136H169V138H168V135H165L164 136ZM14 134L16 135V136H14ZM19 134V135H18ZM115 134V135H116ZM133 134H131V135H133ZM136 135V134H135ZM189 135V134H188ZM191 135V134H190ZM9 136H7L6 138H8L9 139ZM21 136V137H22ZM130 136V135H129ZM154 136V135H153ZM167 136V137H166ZM15 137V138H14ZM116 137H117V135H116ZM132 137V136H131ZM135 137V136H134ZM138 137V136H137ZM142 137V136H141ZM149 137V136H148ZM155 137V136H154ZM168 138V140L166 141V139H164V138ZM183 137H184V135H183ZM32 138V139H31ZM172 140H171V139ZM179 138H180V142H179ZM200 138V137H199ZM17 139V140H16ZM38 139V138H37ZM38 139V140H39ZM117 139V138H116ZM152 139V138H151ZM190 139H192V138H190ZM111 140H112V142H111ZM114 140V141H113ZM135 140V139H134ZM195 140V139H194ZM8 141V140H7ZM16 141H17V143H16ZM140 141V140H139ZM170 142V143H172V144H170L171 145V149L172 150H170V145H167V144H169V142L166 144V142ZM174 143H176V144H178V143H180V144H178L177 146H176V144L174 145L173 144V142ZM192 141V140H191ZM197 141V140H196ZM105 142H106V140H105ZM105 142H103V143H105ZM163 144H162V143ZM165 142V143H164ZM178 142V143H177ZM186 143V142H185ZM91 144V145H90ZM165 144H166V146H165ZM183 146H182V145ZM8 145V144H7ZM31 145H32V148H33V146L36 148V151H35V148H34V150L31 148ZM89 145H90V148H91V146H93V148L96 150V151H94L96 154H95V160L93 161V163L92 164H87L86 163V161H85V155H87V154H85V152H87L86 150H87V148L89 147ZM116 145H117V143H116ZM129 145V144H128ZM136 145V144H135ZM147 145V144H146ZM160 145L159 146H157L158 148L160 147ZM174 145V146H173ZM88 146V147H87ZM102 146V147H101ZM188 146V145H187ZM9 147V146H8ZM7 147V148H8ZM12 147H10V148H12ZM105 149H104V148ZM166 147H168V148H166ZM176 147H177V149H176ZM179 147H183V148H179ZM9 148V149H10ZM14 148V147H13ZM174 148V149H173ZM195 148V147H194ZM33 150V152H35V155L33 154V153H31L32 152V150ZM166 149H168V150H166ZM188 149V148H187ZM11 150V149H10ZM9 150V151H10ZM52 150V149H51ZM106 150V151H107ZM135 150V149H134ZM158 150V149H157ZM179 150V151H180ZM165 151V152H164ZM168 151V152H167ZM182 151V150H181ZM11 152V151H10ZM92 152V151H91ZM120 152V151H119ZM133 152V151H132ZM158 152V151H157ZM169 153L170 155H172V153ZM36 153L38 154V156H36ZM104 153V154H105ZM116 153V152H115ZM33 154V155H32ZM161 154V155H162ZM134 155V154H133ZM158 155V154H157ZM165 155H163V156H165ZM194 155V154H193ZM192 155V156H193ZM110 156H109V158H110ZM172 156H174V155H172ZM176 156H178V155H176ZM176 156H174L173 158H175ZM186 156V155H185ZM36 157V158H35ZM60 157V156H59ZM58 157V158H59ZM103 157V158H102ZM131 157V156H130ZM169 157V156H168ZM41 158H43V159H41ZM46 158H49V160H46V162H45V159ZM102 158V159H101ZM109 158H107V160L105 161L106 162V166L108 165L107 164V162H109ZM132 158H134V157H132ZM6 159V158H5ZM8 159V158H7ZM60 159H61V157H60ZM105 159V160H104ZM151 159V158H150ZM35 160V161H34ZM42 160H44V162L42 161ZM132 160V159H131ZM194 160V159H193ZM37 161V162H36ZM52 162L51 163V165H49L50 163L49 162ZM54 161V160H53ZM102 161V162H103ZM148 161V160H147ZM181 161V160H180ZM59 162V161H58ZM68 162V163H67ZM139 162H140V160H139ZM170 162V161H169ZM60 163V162H59ZM65 163H66V165H65ZM149 163V162H148ZM191 163V162H190ZM200 163V162H199ZM57 164V163H56ZM177 165V164H176ZM7 167V163H5V165H4V168H6ZM36 166V167H35ZM115 166V165H114ZM50 167H51V169H50ZM3 168V169H4ZM2 169V170H3ZM34 169V170H33ZM43 169V170H44ZM133 169V168H132ZM19 170V169H18ZM27 170V171H28ZM171 170V169H170ZM105 171V172H104ZM109 171V170H108ZM130 171H132V170H130ZM110 172V171H109ZM6 173V172H5ZM105 173V174H104ZM157 173V172H156ZM185 173V172H184ZM183 173V174H184ZM109 174V173H108ZM174 174V173H173ZM198 174V173H197ZM16 176V175H15ZM58 176V175H57ZM199 176V175H198ZM32 177V178H31ZM188 177V176H187ZM207 177V176H206ZM102 178H104V180H102ZM28 179V178H27ZM26 179V180H27ZM31 179V180H30ZM93 179H95V181L94 182H92V180ZM168 179H169V177H168ZM171 179H172V177H171ZM18 180V177H16V181ZM55 180V179H54ZM179 180V179H178ZM56 181V180H55ZM103 181V182H102ZM106 181V180H105ZM181 181V180H180ZM185 181V180H184ZM197 183V182H196ZM108 185V184H107ZM180 185V184H179ZM32 186H33V183H32ZM104 186V185H103ZM103 186L101 187V190L102 189H104L103 188ZM169 186V185H168ZM17 187V186H16ZM18 189V188H17ZM92 189V190H91ZM36 190V189H35ZM90 190V191H89ZM100 190V191H101ZM3 191L4 192H6L7 191V193L6 194H8V195H4L3 194ZM25 191V190H24ZM38 191V190H37ZM92 191V192H91ZM99 191V192H100ZM107 191V190H106ZM155 191V190H154ZM99 192H97V194L99 193ZM50 194L49 195V198L46 196V194ZM95 193V192H94ZM151 193V192H150ZM1 194H3V196L4 197H6V199H3V196L1 195ZM166 194V193H165ZM16 195V196H15ZM34 195V194H33ZM56 195V196H55ZM96 195V194H95ZM108 195V194H107ZM24 196V195H23ZM41 196V195H40ZM88 196V195H87ZM94 196V195H93ZM98 196V195H97ZM1 197H2V199L3 200H1ZM22 197V196H21ZM37 197H39V195L37 196ZM45 197H47V198H45ZM88 197H91V196H88ZM104 197V196H103ZM8 198V199H7ZM40 198V197H39ZM92 198V197H91ZM91 198H88V200L87 201H90L91 200ZM26 200V202H24V200ZM90 199V200H89ZM21 200H23V202H24V204L22 203V201ZM39 200V199H38ZM43 200H41V201H43ZM119 200V199H118ZM157 200V199H156ZM170 200V199H169ZM21 201V202H20ZM96 201V200H95ZM100 201H101V199H100ZM164 201V200H163ZM172 201V200H171ZM170 201V202H171ZM175 201V200H174ZM104 202V201H103ZM154 202V201H153ZM152 202V203H153ZM167 202V201H166ZM48 203V202H47ZM102 203V202H101ZM23 205V209H24V211L21 209V207L20 206H22ZM90 204V203H89ZM38 205V206H39ZM85 205H86V203H85ZM157 205V204H156ZM172 205V204H171ZM28 206V207H27ZM105 206V205H104ZM9 207V208H8ZM37 207V206H36ZM86 207V206H85ZM94 207V206H93ZM19 208L21 209V211H22V213H24V214H21V212H20V210H19ZM52 208V209H51ZM80 208H82V210L80 209ZM97 208V207H96ZM100 208V207H99ZM105 208V207H104ZM10 209V210H9ZM89 209V208H88ZM49 210H51V212L49 211ZM73 210V211H72ZM74 210L76 211V213H77V210L78 211H82V215L83 216H81V218H80V220H78L79 222H76L75 221V217H76V219L78 218L79 219V217H80V212H78L79 213V216L76 214V216L74 217V215H75V213H73L74 212ZM98 210V209H97ZM49 211V212H48ZM87 211V210H86ZM90 211V210H89ZM93 212H94V210H92ZM100 211V210H99ZM72 212V213H71ZM88 212V211H87ZM160 212V211H159ZM34 213V212H33ZM70 213H71V215H70ZM105 213V212H104ZM45 214H49V216L48 215H45ZM69 214V215H68ZM94 214H96V213H94ZM36 215V214H35ZM73 215V216H72ZM88 215V214H87ZM98 215H99V213H98ZM98 215H96L97 217H95V218H97L98 219ZM70 217V219H72V221H70L69 220V218H67V217ZM72 216V217H71ZM91 216H92V213H91ZM95 216V215H94ZM39 217H41V216H39ZM102 217V216H101ZM38 218V217H37ZM68 220H67V219ZM9 219V222H7V220ZM92 220H95V219H92ZM101 220V219H100ZM100 220H98L97 222H93L92 223V221L90 222L93 226L92 227H97L96 225H98V224H94V223H98ZM159 220V219H158ZM36 221V220H35ZM34 221V222H35ZM66 221H68V223H66ZM82 221H84V223L83 222H81L82 224H84V227L86 228L88 225H91V224H88V222H86L85 223V220H83L82 219ZM96 221V220H95ZM24 222L26 223V224H24ZM30 222V224H29V226H32V224H33V221L32 220H30L29 221ZM40 222V221H39ZM47 222V223H46ZM70 222V223H69ZM154 222V221H153ZM156 222V221H155ZM166 222V221H165ZM37 223V222H36ZM101 223V222H100ZM121 224V223H120ZM23 225H25V227L23 226ZM45 225V226H44ZM101 225H103V224H101ZM127 225V224H126ZM45 227V228H43L44 229V231H43V229H42V227ZM77 226V225H76ZM36 227V226H35ZM74 227V226H73ZM91 227V226H90ZM21 228H24V229H26L25 231H23ZM76 228V227H75ZM80 228H81V226H80ZM84 228V229H85ZM88 228H89V226H88ZM88 228H87V230H88ZM37 229H36V231H37ZM20 230H21V233L22 234H20ZM79 230V229H78ZM82 230V229H81ZM87 230H85V232L87 231ZM116 230H118V229H116ZM120 230V229H119ZM126 230V229H125ZM25 232L26 234H27V236H26V234H25V236H24V234H23V232ZM74 231V230H73ZM68 234H67V233ZM119 232V231H118ZM173 233V232H172ZM35 235L37 236V237H35ZM19 236V237H18ZM21 236V237H20ZM12 237H18L16 240L14 239L13 240V244H12V241H11V243H9V244H11V245H9L8 244V239H10V238H12ZM82 237V236H81ZM87 237V236H86ZM112 237V236H111ZM114 237V236H113ZM125 237V236H124ZM123 237V238H124ZM133 237V236H132ZM130 238L131 240L133 239V238ZM142 237V236H141ZM73 238V237H72ZM122 238V237H121ZM29 239V240H28ZM32 239V240H31ZM91 239V238H90ZM112 239V238H111ZM24 240H26L25 238H24ZM23 239L21 240L20 239V244H19V242L17 243V245L18 246H20V245H22V246H20L21 247V249H22V247H23V245L24 244H22V242L24 241ZM40 240H41V238H40ZM102 240H104V239H102ZM116 240V239H115ZM123 240V241H122ZM124 240L125 239H121V243H123L124 242ZM131 240H130V242H131ZM9 241V242H10ZM14 241H16L15 243H14ZM22 241V242H21ZM31 241V242H30ZM91 241V240H90ZM93 241V240H92ZM25 242V241H24ZM27 242H26V244L25 245H27L28 246V244H27ZM98 242H99V240H98ZM97 242V243H98ZM101 242V241H100ZM99 242V243H100ZM115 242V241H114ZM129 242V243H130ZM132 242H134L133 240H132ZM131 242V243H132ZM179 242V241H178ZM33 243H36L35 245L33 244ZM85 243V242H84ZM88 243H92V242H89L88 241ZM125 243L127 244L128 242H126L125 241ZM151 243V242H150ZM177 243V242H176ZM34 246H33V245ZM94 244V243H93ZM101 245H102V243H100ZM117 244V243H116ZM44 245V246H43ZM88 245V244H87ZM90 245L91 244H89L88 245V247L89 248H91L90 247ZM156 245V244H155ZM13 246V247H14ZM27 246H25V247H27ZM33 246V247H32ZM38 247V249L36 250V248ZM94 246H99V247H101L100 245H94ZM153 246V245H152ZM13 247H11V248H13ZM16 247V246H15ZM39 247L42 249V250H39ZM71 247V246H70ZM87 247V248H88ZM149 247V246H148ZM28 248V247H27ZM35 248V249H34ZM88 248V249H89ZM141 248V247H140ZM16 249V248H15ZM15 249H13V251L15 250ZM21 249H19V250H21ZM86 249V248H85ZM86 250V251H84L83 250V252L85 253V252H88L87 254V256H86V254H85V257L83 258L84 260L85 259H89V261L90 262H92L93 261V259H94V261L92 262L93 264L95 263V264H98V263H96V261H98V260H96L97 258L96 257H94L93 258V256H96V255H93V253L95 252V251H93V249L91 250V249H89V250ZM166 249V248H165ZM19 250H17L16 249V252L18 251V253H19ZM38 250H39V252L41 253H39L38 252ZM95 250H97L96 248H95ZM117 250V249H116ZM136 250V249H135ZM12 251V252H13ZM35 251L37 252V253H39L40 254V256L43 254L44 255V257L42 256V257H39L38 255L39 254H37V255H35ZM90 251H91V253H90ZM93 251V252H92ZM115 251V250H114ZM137 251V250H136ZM148 251H150V253H151V250L149 249ZM177 251V250H176ZM16 252H14V253H12V255H11V260H12V262L13 261H16V258H15V260H14V256L15 255H17L16 254ZM29 252V253H30ZM43 252V253H42ZM80 252V251H79ZM98 254H100L101 255V252H106V253H108V251H99V249H98V251H96ZM100 252V253H99ZM263 252H264V250H263ZM97 253H94V254H97ZM102 253V259H105V257L103 256L104 254ZM106 253H105V256H106ZM142 253V252H141ZM152 253H154V251L152 252ZM156 253V252H155ZM117 254V253H116ZM115 254V255H116ZM169 254V253H168ZM84 255V254H83ZM90 255V256H89ZM108 255V254H107ZM132 255V254H131ZM131 255H129V258H128V255H127V258H128V261L129 260H131V261H129V262H126V264L128 263V264H132L133 262H134V260L136 259H138V260H141L142 259V261H141V264H155L154 263V258H153V262L151 261L152 259L150 258V257H146V252H143V254L141 255L140 253L139 254H137L136 255V258L134 257L135 255L133 254L132 255V257H130ZM156 255V254H155ZM70 256V255H69ZM109 256V255H108ZM108 256H106L107 258H109ZM140 256L142 257V258H140ZM185 256V255H184ZM17 257V256H16ZM39 257V258H38ZM83 257V256H82ZM90 257V258H89ZM91 257H92V261H91ZM104 257V258H103ZM199 257V256H198ZM40 258H42V259H40ZM80 258H81V256H80ZM124 258H126V257H124ZM135 258V259H134ZM140 258V259H139ZM169 258V257H168ZM175 258V257H174ZM38 259H40L39 260V262H38ZM50 259H52V260H50ZM69 259H71V258H69ZM82 259V258H81ZM80 259V260H81ZM83 259L81 260V261H83ZM112 259V260H111ZM113 259H115V261H116V257L114 256V258H110V259H107V261H110V263H112V264H114L115 262H114V260ZM29 260H28V262H29ZM37 260V261H36ZM43 260V261H42ZM127 260V259H126ZM170 260V259H169ZM188 260V259H187ZM203 260V259H202ZM87 261V263H88V260H86ZM105 261H106V259H105ZM111 261H113V262H111ZM133 261V262H132ZM83 262H85V261H83ZM29 263V264H30ZM73 263V262H72ZM99 263H100V261H99ZM125 263V262H124ZM123 263V264H124ZM13 264V263H12ZM14 264H16V263H14ZM25 264V263H24ZM28 264V263H27ZM78 264V263H77ZM80 264V263H79ZM85 264V263H84ZM101 264V263H100Z\"/></svg>",
  "mask_w": 264,
  "mask_h": 264
}]
</instances>
